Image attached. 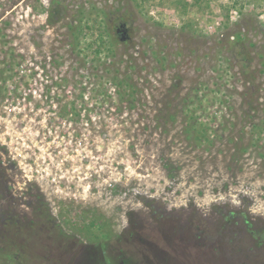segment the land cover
I'll use <instances>...</instances> for the list:
<instances>
[{
    "label": "rangeland",
    "instance_id": "obj_1",
    "mask_svg": "<svg viewBox=\"0 0 264 264\" xmlns=\"http://www.w3.org/2000/svg\"><path fill=\"white\" fill-rule=\"evenodd\" d=\"M6 212L8 264L56 230L60 264H264V0H0L1 245Z\"/></svg>",
    "mask_w": 264,
    "mask_h": 264
},
{
    "label": "trees",
    "instance_id": "obj_2",
    "mask_svg": "<svg viewBox=\"0 0 264 264\" xmlns=\"http://www.w3.org/2000/svg\"><path fill=\"white\" fill-rule=\"evenodd\" d=\"M101 37H102V35H100V37L95 42H93V45H92V46L95 47L94 50H95V54L96 55H99L105 49L108 50V49L111 48V45H107L106 46V44L103 41V38H101ZM238 39H240V38H238ZM114 85L118 86L119 84H118V82H116V83L114 82ZM37 223L39 225V223H41V222H38L37 221ZM16 225L13 227V231H10L9 234H6V233L3 232L2 235H1V238H4V242H3L2 245H1V242H0V258L1 259L3 258L4 261H7V264L10 263V262H8V261H10L8 259L14 258L15 256L17 258L23 259V261H27L29 259V255L31 253V252H27V251L28 250H31V248H32L31 246H29L32 243V240H31L30 237L31 236L33 237V235H35V233H29V232H27V234H29V236L27 238H23L24 240L22 242V246H19L15 242H16L17 239L19 240L21 238V236L23 235V232H22L23 228L21 226H19V225H17L18 226L17 227ZM35 226L36 225H32L31 227L35 228ZM160 227L163 230L165 229V225H163V224H161ZM87 229H91V225H89L87 227ZM87 231H89V230H87ZM55 232L56 233H55V237L54 238L56 239V241H59V246L56 247L57 251L56 252H53V253H55L54 254V257L49 256L48 264H60L61 263V261H60V241L62 243H65V245L68 246V244H69L68 240H72L70 238V236L63 235V233L61 232V230H56ZM8 235H10L11 238L8 237ZM60 237H63V238H61V240H60ZM100 238H102V237H100ZM121 240H122V237L121 238L120 237L117 238L118 244L121 243ZM97 245H101V246L98 247V250L100 249L99 250L100 253H103V255H104L103 258L106 260L107 264H133V261L134 260L131 259V257H129L126 254V252L123 251V249L120 246H116L115 252L112 253V251H110L107 247L105 249L103 247L104 245H102V244H97ZM173 245H174L173 243L172 244H169V246L170 247H173L172 249L178 254L179 252L176 250V248H174ZM17 250H18V252H17ZM107 253H109V254L112 253L114 257H112V255L107 256L106 255ZM40 254L38 255V254H35L34 253V258H35L36 261H38V260L39 261H44L43 260L44 259L43 253H40ZM95 256L96 255H94V257ZM139 256H140L141 260H144L146 262L148 261V260H145L144 259V256L141 257L142 256L141 253H139ZM153 256H154L153 261H151L150 258H149L150 261L147 262L148 264H163V263H166L163 260L161 261V258L157 257L155 254Z\"/></svg>",
    "mask_w": 264,
    "mask_h": 264
},
{
    "label": "flooded vegetation",
    "instance_id": "obj_3",
    "mask_svg": "<svg viewBox=\"0 0 264 264\" xmlns=\"http://www.w3.org/2000/svg\"><path fill=\"white\" fill-rule=\"evenodd\" d=\"M2 216L4 217L5 221H3V223H4V226L7 230L13 231V229L11 227H14L17 224L23 228L22 232L24 235H26L27 232L31 233L30 229H31V226L33 225V222H34L32 216L31 217H29V215L23 216L25 218L22 217V219H19V220H13V218H12L13 216H12V214H9V212L4 213V215H2ZM35 220L38 221L39 219L38 220L35 219ZM32 233H33V231H32Z\"/></svg>",
    "mask_w": 264,
    "mask_h": 264
}]
</instances>
